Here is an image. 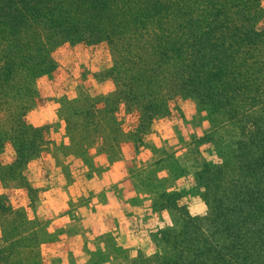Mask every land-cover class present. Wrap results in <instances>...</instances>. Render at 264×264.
I'll use <instances>...</instances> for the list:
<instances>
[{
    "label": "trees",
    "instance_id": "obj_1",
    "mask_svg": "<svg viewBox=\"0 0 264 264\" xmlns=\"http://www.w3.org/2000/svg\"><path fill=\"white\" fill-rule=\"evenodd\" d=\"M262 1L0 0V155L6 145L13 152L0 164V182H18L30 201L22 173L42 152L60 167V157L88 161L95 146L111 164L129 143L150 161L135 158L127 167L136 197L126 204L147 201L151 215L169 221L148 231L158 255L133 256L106 233L85 264H264ZM77 46L104 48L109 66L99 75L112 89L61 97L66 141L47 142V127H32L24 116L38 97L37 81L56 70L53 54ZM175 100L192 105L190 123L205 122L183 154L198 164L183 193L166 187L185 175L175 153L144 143ZM119 112L133 115V125L123 127ZM190 197L203 215L189 214L182 200ZM63 233H50L47 221L29 219L0 195V264H42L40 246Z\"/></svg>",
    "mask_w": 264,
    "mask_h": 264
},
{
    "label": "rangeland",
    "instance_id": "obj_2",
    "mask_svg": "<svg viewBox=\"0 0 264 264\" xmlns=\"http://www.w3.org/2000/svg\"><path fill=\"white\" fill-rule=\"evenodd\" d=\"M260 5L263 17L256 26L257 29L264 25V1ZM53 59L56 70L50 78L43 77L37 81L38 97L25 113L24 120L32 127L46 126L45 141L57 144L63 138V122L58 118L60 98L72 99L80 89L92 97L104 96L111 91L112 84L99 75L109 66V57L104 48L64 47L53 54ZM170 108L168 117L151 125L144 143L175 153L185 175L169 181L166 187L169 191L183 193L192 185L190 176L198 166L192 160L187 161L183 154L190 137H199L205 122L199 127L194 125L195 122L190 123L195 113L189 102L175 100L170 103ZM118 118H121L125 128L135 121L133 115L125 116L121 112L118 113ZM120 151L121 160L108 164L103 155L95 153L94 146L88 149V161L82 163L78 159L69 157L64 160L60 157V167L47 152H42L35 160L27 163L22 173L26 183L33 189L30 194L32 200L29 201V195L24 188L19 187L18 182H0V195L6 198L11 207L22 208L29 219L37 217L47 221L50 233L64 231L66 217H72L75 221L70 228L74 225L87 226L97 221L105 227V234H113L115 244L118 242L133 256L141 254L150 259L158 253L150 243L148 231L154 226H166L169 221L162 215H151L147 201L126 204V200L136 197L126 169L133 164L135 158L148 162L150 156L145 150L142 151L145 156H135L129 143L122 144ZM12 158V149L6 145L0 155V164L10 163ZM182 204L191 215H203L205 211L196 198H186L182 200ZM55 239L57 250L65 262L63 264L86 263L88 250L83 252L78 246L76 251L72 249L71 252L68 243L63 241L64 233L57 235ZM39 250L41 262L45 264L49 261L45 259L46 251L41 246Z\"/></svg>",
    "mask_w": 264,
    "mask_h": 264
},
{
    "label": "crops",
    "instance_id": "obj_3",
    "mask_svg": "<svg viewBox=\"0 0 264 264\" xmlns=\"http://www.w3.org/2000/svg\"><path fill=\"white\" fill-rule=\"evenodd\" d=\"M64 242L68 243V246L70 247L69 250L71 252L72 249H83L82 251L85 252L88 250V252H92L97 248L98 246V238L105 234L106 230L105 227L101 223H98L97 221H93L88 224L87 226L83 225H74L72 228H70L73 224H75V221L72 217H66L65 223H64ZM41 247H44V250L46 253L44 255L46 256L45 259H49L45 264H63L65 263L62 259L61 254H59L57 248L58 244L56 242L53 243H46L41 245ZM74 251V252H75ZM57 258V259H54ZM68 264V263H67ZM108 264V263H104Z\"/></svg>",
    "mask_w": 264,
    "mask_h": 264
}]
</instances>
